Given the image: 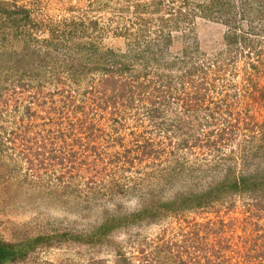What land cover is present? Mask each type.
I'll return each instance as SVG.
<instances>
[{
  "label": "rangeland",
  "instance_id": "374dc122",
  "mask_svg": "<svg viewBox=\"0 0 264 264\" xmlns=\"http://www.w3.org/2000/svg\"><path fill=\"white\" fill-rule=\"evenodd\" d=\"M252 44L264 49V0H0V264H182L191 239L194 264H242L255 243L242 211L261 201V225L264 196L214 188L227 166L264 169ZM219 64L195 102L182 76Z\"/></svg>",
  "mask_w": 264,
  "mask_h": 264
},
{
  "label": "trees",
  "instance_id": "16d2710c",
  "mask_svg": "<svg viewBox=\"0 0 264 264\" xmlns=\"http://www.w3.org/2000/svg\"><path fill=\"white\" fill-rule=\"evenodd\" d=\"M251 50V51H250ZM248 53L251 54H255V56L257 57V59H263L264 57V49L262 48V44L257 45H250V49L248 51ZM80 65H78L77 67H79ZM214 66V65H213ZM251 66V70L254 69V74H257L258 76L260 75V73L263 71L260 67V65L253 61L250 63ZM212 66L208 67V66H196V68H194V70H197L198 74V80H194L193 76L194 75H183L181 80L183 82V87H186L185 85V81L186 79L190 78L189 81H187V83L189 82V88H190V94H193L194 96V101L195 102H202L205 101V96H207V92L208 91H213L215 90V88L217 87V80L220 79V76L217 75L219 74L220 71L224 69H226L223 65L219 64V65H215L213 68H211ZM80 68V67H79ZM212 69V70H210ZM211 72H213V76ZM253 74H249V76L247 77L246 80V84H243L242 88L247 91L249 90L248 86L249 85H253L255 84V82H251L249 80L253 79ZM189 76V77H188ZM212 78H210V77ZM214 77V78H213ZM256 87V86H255ZM263 89V88H261ZM249 92H254L249 90ZM260 92V91H259ZM260 94L263 96L264 98V92L261 91ZM224 101V100H221ZM218 109H221V107H218ZM228 109H225L224 111H227ZM223 110L221 112H224ZM227 112H230L229 110ZM215 113L218 112H214L211 111L210 114L208 115L209 118H212L213 120H217V115L219 114H223V113H219L217 115H215ZM225 115V114H224ZM220 116V115H219ZM253 117L254 115H246L245 117H240L239 115H237L236 117L233 118V120H230L229 122L226 121V125H223V127H219L217 128L216 131H209L208 132V139L213 140L214 144H216L217 142H222L224 140V138L226 136H230L232 133L236 132L237 130H239L241 128V125H245L248 127H252L255 125L253 124ZM255 154H257V152H255ZM250 155H254V154H250ZM258 169H256L255 171H257ZM254 171V172H255ZM217 188H214V191H221L224 190L223 188L226 189H232V190H240V189H249L253 194H255V192H260L259 194H263L264 196V169H260L255 173H251L249 175H236L234 168H232L231 166H227V169L224 173L223 178L221 179V181L218 183V186H216ZM213 193V188L209 189L206 193H203L201 195H193V194H188L186 196V198L193 197L192 199H194L196 201V203H201V201H203V199L207 198L210 194ZM185 198V197H184ZM260 206H262L261 201H259L258 203L256 202L253 205L248 206L247 208H245L246 210L242 211V213H246V215L242 218V222H243V227H249V231H248V236H253L254 235V240L255 243H253L251 246L247 245V247L245 246V252L242 251H237V256L239 257L238 262L242 263V264H264V251H260V252H255V250L257 249L258 244L257 243V238H259L260 236H264V222L260 225L259 222L261 220L262 214H261V209ZM263 209V208H262ZM240 219H234V223H229V224H220L219 228L213 229L212 228V223L211 221H207L205 222L202 227L205 228V230L207 231H217V232H224L226 231L225 228H229L232 227L233 225H235L237 223V221H239ZM250 225H253V228L251 227L250 229ZM257 227V228H256ZM258 227H261V229L263 230V234H259L260 232H257L259 230ZM245 230V229H244ZM197 232H192V235L199 237V229H196ZM195 237V238H196ZM185 238H192V236L187 235ZM252 239V237H250ZM190 242L192 243L191 246V250H187V258L184 259L183 255L180 254V263L182 264H194L192 263L193 261H195L196 259H198L199 261L201 260V253L198 252L199 248H195L192 239L190 240ZM206 249V248H205ZM204 249V250H205ZM223 249L225 250V247L223 246ZM249 249V250H248ZM203 250V251H204ZM222 251V249L220 250ZM193 254H195L194 256L191 257ZM220 254V253H218ZM221 255V254H220ZM210 260L213 257V254H211L209 256L208 253H206V251L203 252V258H205ZM213 261H210V264H212ZM226 261L224 259H222L220 261L219 264H225ZM203 264H206L203 262Z\"/></svg>",
  "mask_w": 264,
  "mask_h": 264
}]
</instances>
